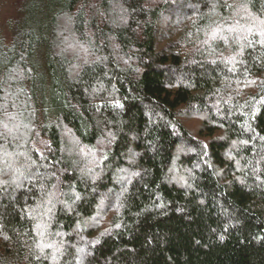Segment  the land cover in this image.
Returning a JSON list of instances; mask_svg holds the SVG:
<instances>
[{
    "label": "trees",
    "instance_id": "1",
    "mask_svg": "<svg viewBox=\"0 0 264 264\" xmlns=\"http://www.w3.org/2000/svg\"><path fill=\"white\" fill-rule=\"evenodd\" d=\"M0 264H264V0H23Z\"/></svg>",
    "mask_w": 264,
    "mask_h": 264
},
{
    "label": "rangeland",
    "instance_id": "2",
    "mask_svg": "<svg viewBox=\"0 0 264 264\" xmlns=\"http://www.w3.org/2000/svg\"><path fill=\"white\" fill-rule=\"evenodd\" d=\"M22 1L23 0H0V29H2L3 31L6 32L8 25L13 24V19H14V17L16 18L17 9L20 6V4L22 3ZM73 46L80 49L78 44H74ZM75 47H68L67 49L69 52H74L76 50ZM3 120L9 121V123L17 122L16 126L17 125H18V127L20 126L18 123L19 118H16V119L11 118L10 119L9 117L5 116ZM184 122H186V124H187V126H189V128L195 129V127L200 123V117L191 116L190 118H186L184 120ZM172 170H174V169H172ZM172 174H174L173 176L175 177L174 179L176 181H178L179 183H182V181L180 180L181 178H180L179 172L173 171Z\"/></svg>",
    "mask_w": 264,
    "mask_h": 264
}]
</instances>
